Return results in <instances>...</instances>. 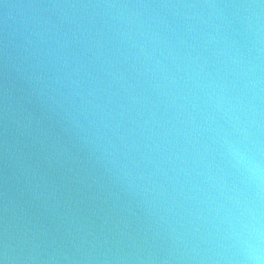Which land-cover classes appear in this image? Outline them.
Here are the masks:
<instances>
[{
	"label": "water",
	"instance_id": "1",
	"mask_svg": "<svg viewBox=\"0 0 264 264\" xmlns=\"http://www.w3.org/2000/svg\"><path fill=\"white\" fill-rule=\"evenodd\" d=\"M233 150L264 168V0H0V264H241Z\"/></svg>",
	"mask_w": 264,
	"mask_h": 264
},
{
	"label": "clouds",
	"instance_id": "2",
	"mask_svg": "<svg viewBox=\"0 0 264 264\" xmlns=\"http://www.w3.org/2000/svg\"><path fill=\"white\" fill-rule=\"evenodd\" d=\"M232 154L245 166L257 188L264 185V168L255 161L245 160L236 150ZM234 237L242 256L241 264H264V214L258 204L245 208Z\"/></svg>",
	"mask_w": 264,
	"mask_h": 264
}]
</instances>
